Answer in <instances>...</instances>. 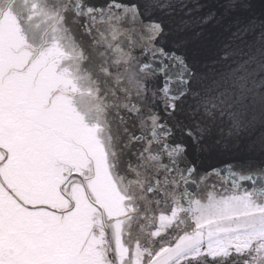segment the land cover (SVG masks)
<instances>
[{
  "label": "snow or ice",
  "instance_id": "obj_1",
  "mask_svg": "<svg viewBox=\"0 0 264 264\" xmlns=\"http://www.w3.org/2000/svg\"><path fill=\"white\" fill-rule=\"evenodd\" d=\"M0 264H264V10L0 0Z\"/></svg>",
  "mask_w": 264,
  "mask_h": 264
},
{
  "label": "water",
  "instance_id": "obj_2",
  "mask_svg": "<svg viewBox=\"0 0 264 264\" xmlns=\"http://www.w3.org/2000/svg\"><path fill=\"white\" fill-rule=\"evenodd\" d=\"M255 4V9L257 12L264 10V3H262V0H253ZM231 159V156L224 155V156H218V155H208L205 156L201 161L200 164L202 167L207 168L211 166L221 167L224 162Z\"/></svg>",
  "mask_w": 264,
  "mask_h": 264
}]
</instances>
